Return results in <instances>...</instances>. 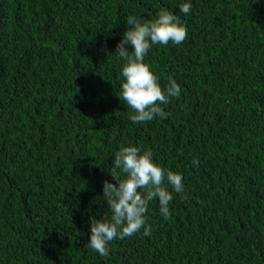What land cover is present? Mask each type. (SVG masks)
Instances as JSON below:
<instances>
[{"label":"trees","instance_id":"trees-1","mask_svg":"<svg viewBox=\"0 0 264 264\" xmlns=\"http://www.w3.org/2000/svg\"><path fill=\"white\" fill-rule=\"evenodd\" d=\"M161 9L187 39L145 61L181 94L133 123L116 45L129 16ZM128 144L184 192L101 256L90 218L108 213L102 182ZM0 264H264V0H0Z\"/></svg>","mask_w":264,"mask_h":264},{"label":"clouds","instance_id":"clouds-1","mask_svg":"<svg viewBox=\"0 0 264 264\" xmlns=\"http://www.w3.org/2000/svg\"><path fill=\"white\" fill-rule=\"evenodd\" d=\"M191 4L180 6V13L187 16ZM128 27L116 45V53L123 61L120 99L133 110L130 117L133 123L162 119L168 113L161 107L170 98L179 97L181 87L169 77L166 87L159 83V76L145 61L153 45H179L187 39V28L179 15L168 9H161L155 19L141 21L136 16L126 19ZM132 46L129 51L128 45ZM113 167L109 171L111 179L102 182V197L107 202L108 213L102 218H90V238L88 246L101 256L109 255V244L115 239L123 240L139 233L151 234L146 219L149 202L158 199L159 211L167 219L170 216V203L173 192L183 193V177L154 159L151 149L128 144L114 155ZM192 164L199 166V160ZM171 189V190H170ZM110 213V215H109Z\"/></svg>","mask_w":264,"mask_h":264}]
</instances>
